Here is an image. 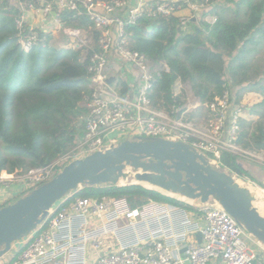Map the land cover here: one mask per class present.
I'll use <instances>...</instances> for the list:
<instances>
[{"label":"built area","instance_id":"2783aa9c","mask_svg":"<svg viewBox=\"0 0 264 264\" xmlns=\"http://www.w3.org/2000/svg\"><path fill=\"white\" fill-rule=\"evenodd\" d=\"M0 3L22 10L23 15L17 21L22 31L26 13L33 12L44 18L52 16L65 34L77 39L74 41L77 44L88 43L87 112L83 135L74 153L85 157L144 135L187 142L206 155L214 167L221 163L224 151L264 165V149H248L239 142L244 107L235 102L231 90L225 89L206 102L210 116L206 126L186 118L196 108L193 104L182 112L175 106L157 108L151 98L153 85L170 67L166 63L153 67L147 55L131 44L127 28L142 18L176 17L185 31L192 30L193 18L200 25H205L204 21L215 23L218 15L210 13L214 5L211 0H0ZM63 11L88 17L94 29L91 36L85 29L65 26L59 14ZM43 40L39 31L29 27L28 32L21 33L19 43L28 51ZM112 76L115 80L108 82ZM123 82L129 86L126 92H122ZM176 84L183 85L180 81ZM68 158L62 155L43 166L1 170L0 192L8 195L1 202L11 203L47 182ZM131 175L119 185L137 183L134 173ZM246 181L255 197L264 199V185L254 179ZM73 194L74 191L56 202L34 230L19 240L17 247L12 246L14 252L9 259L1 262L3 257L0 258V264H184L186 259L190 264H264V245L257 241L259 252L249 247V232L213 197L192 212L181 205L155 200L134 208L126 197L70 199ZM198 232L201 241L196 238ZM181 248H186V258L182 257Z\"/></svg>","mask_w":264,"mask_h":264},{"label":"trees","instance_id":"16d2710c","mask_svg":"<svg viewBox=\"0 0 264 264\" xmlns=\"http://www.w3.org/2000/svg\"><path fill=\"white\" fill-rule=\"evenodd\" d=\"M211 1L214 5L210 13H216L218 20L213 24L204 21L201 33L179 30L176 17L142 18L127 28L132 47L145 53L153 67L164 63L170 67L153 85L151 98L157 108L183 109V95L175 92L178 81L189 84L202 102L214 100L225 89L232 91L237 104L244 93H259L263 97L259 103L243 105L259 118L242 120L239 142L262 150L264 60L256 64L252 55L264 46V0ZM59 14L68 26L92 25L86 16L64 11ZM22 15L20 8L0 3V171L47 165L77 145L79 126L74 120L82 115L79 103L89 94L87 60L82 58L81 49L52 45L49 34L34 28L44 40L24 50L19 38L29 31V25L25 21L23 31L18 28ZM122 86V92H126L129 86L124 82ZM81 120L83 130V117ZM242 159L224 151L220 162L231 173L253 179ZM73 191L70 199L126 197L134 208L155 200L197 211L195 205L135 182L84 185Z\"/></svg>","mask_w":264,"mask_h":264},{"label":"water","instance_id":"95a60500","mask_svg":"<svg viewBox=\"0 0 264 264\" xmlns=\"http://www.w3.org/2000/svg\"><path fill=\"white\" fill-rule=\"evenodd\" d=\"M190 26L195 33L204 30L195 18ZM152 28L148 26L149 30ZM114 80L112 76L108 82ZM133 173L137 183L151 184L150 188L164 194H178L202 203L211 197L217 199L251 235L264 243V215L254 205L256 197L248 187L242 186L227 170L214 167L206 155L187 142L138 135L105 151L71 160L47 182L0 207V258L15 241L29 235L69 191L83 184L119 185L121 179ZM197 237L201 241V233ZM185 264H190L189 260Z\"/></svg>","mask_w":264,"mask_h":264},{"label":"rangeland","instance_id":"374dc122","mask_svg":"<svg viewBox=\"0 0 264 264\" xmlns=\"http://www.w3.org/2000/svg\"><path fill=\"white\" fill-rule=\"evenodd\" d=\"M28 13V12H27ZM26 13V15H28ZM30 14H32V16H33V14H35V13H30ZM34 18H36L37 20H34V22L36 23V22H38L36 25H39L40 24V22H41V24H43V25H45V27H50L51 29H53V28H56L57 30H59V32L58 33H56L55 34V36H52V38L50 39V43L52 42L53 44L52 45H55L56 46V44H60V43H63V42H65L64 41V38L65 39H68L69 40V43L70 44H72L73 43V41L75 40L74 38H71V37H68V35H66V34H64L63 32H60V26L57 24V23H55L54 22V19H53V17L52 16H49V17H47V18H44V17H42V16H40V15H36V17H35V15H34ZM44 19V20H43ZM200 25V24H199ZM40 26V25H39ZM65 26H67L66 24H65ZM200 26H202V28L203 29H205L204 27H205V25H200ZM192 29V28H191ZM91 31L89 32L88 31V35H89V37L91 36ZM74 39V40H73ZM70 44H69V46H70ZM87 44L88 43H82V46L85 48V50L87 49ZM84 50V51H85ZM252 58H253V61H254V63H256V64H260V63H263V60H264V46L262 47V49L260 50V52H258V53H256L255 55H252ZM183 85H177L176 84V87H175V92L177 93V94H179V93H181L182 95H183V101H184V107H183V109L182 108H178V110L180 111V112H182L186 107H190V104H193L194 106H196V108L195 109H193L192 110V112H189V114L188 115H186V118L188 119V120H190V121H192V122H194L196 125H201V126H206L208 123H209V120H210V116H209V112H208V109H207V107H206V102H202L199 98H197V97H195L194 95H193V92L191 91V87H190V85L189 84H185V83H182ZM113 86H117V81L116 82H114L113 83ZM236 89H237V87L235 88V92H236ZM247 93V92H246ZM88 94V93H87ZM87 94L85 95V101L84 100H82L79 104H80V106H81V112H82V115L84 114V111H86V96H87ZM245 94V93H244ZM259 94V93H258ZM263 99V97H261V100ZM244 100V98L242 97V99H241V101H243ZM260 101V100H259ZM242 103V105H246L247 107H251L252 105H255V104H257L256 102H254V101H250V102H246L247 104H243V102H241ZM259 103V102H258ZM178 112V111H177ZM81 115V116H82ZM80 116V118H75V120H74V123L77 125V126H79V128H78V132L79 133H77V136H79L78 138H79V140H78V138H77V141H80V139H81V135H82V117ZM259 118V116L258 115H254V114H251V113H249V110L248 109H246L245 110V107H244V120H246V121H255V120H257ZM82 126V127H81ZM78 145V144H77ZM77 145H75V146H73L67 153H65V154H62V155H67V156H69V158L61 165V167L62 166H65V164L68 162V161H70V160H72V159H75V158H77L78 156H80L79 158H81L82 156L78 153H74L75 152V148L77 147ZM246 148V147H245ZM249 149V148H248ZM77 154V155H76ZM62 155H60V156H62ZM60 156H58L56 159H58V158H60ZM55 159V160H56ZM242 163H243V165H244V167L245 168H247L248 170H249V172L251 173V175H252V178L255 180V182H257V183H259V184H263V183H261L260 182V180L258 179V177L256 176V174H255V172H254V170L257 168V167H262V164H260V163H258L257 161H255V160H253V159H249V158H246V157H244L242 160ZM216 168H220V170H227L229 173H231L230 172V170L228 169V168H226V167H222L221 166V163H218L217 165H216ZM130 171V170H129ZM256 171V170H255ZM233 176H235V178H237V181L242 185V186H246L248 183H247V181L246 180H252L251 178H248V177H239V176H237V174H234L233 172L231 173ZM242 182H245V183H242ZM119 184H120V182H119ZM125 185V184H124ZM264 185V184H263ZM146 186V185H145ZM84 187V184L83 185H81V186H79L77 189H82ZM148 187V186H147ZM76 189V190H77ZM253 191H255V192H257L258 193V191L257 190H255V189H252ZM31 191V190H30ZM30 191H28V192H30ZM28 192H25V193H23L22 195H20V196H18L17 198H14V199H12L10 202H14L15 200H17L18 198H20L21 196H23V195H25V194H27ZM73 191H70L69 192V194L70 193H72ZM164 194V193H163ZM0 195H1V192H0ZM165 195H171V196H173V197H176V199L177 198H179L178 200H182V201H184L185 200V198L184 197H179V196H177V195H175V194H172V193H170V194H165ZM260 198H262L261 196H260ZM4 203V204H3ZM3 203H1L2 204V207L4 206V205H6V204H8V203H5V202H3ZM190 203H193V202H190ZM0 204V205H1ZM258 208H259V211L262 213V215H264V211H262L261 209H260V206L259 205H257V204H255ZM20 244V241L19 240H17V241H15L14 243H13V247H17L18 245ZM248 245H249V247H251V248H253L254 250H259L260 248H259V246H258V244L255 242V240H253L252 238H250V239H248ZM14 252V249L13 250H11V251H9V252H7L4 256H3V258L1 259V262H5V261H7L8 259H9V257L11 256V254Z\"/></svg>","mask_w":264,"mask_h":264},{"label":"crops","instance_id":"0c3cea01","mask_svg":"<svg viewBox=\"0 0 264 264\" xmlns=\"http://www.w3.org/2000/svg\"><path fill=\"white\" fill-rule=\"evenodd\" d=\"M133 2H134V0H133ZM29 13V14H28ZM27 14L28 15H26V22H27V24L29 25V27H34V28H38V29H40V30H42L44 33H47V34H49L50 36H51V38H52V36H55V34L56 33H58L59 32V30H57L56 28H53V29H51L50 27H45V25H43V24H41V22H40V26L39 25H36L38 22H34V20H37L36 18H34V15H35V17H36V15L37 14H33V16H32V14H30V13H33V12H28ZM41 16V15H40ZM43 17V16H42ZM44 20V19H43ZM55 22V21H54ZM66 23V22H65ZM67 25V24H66ZM68 26V25H67ZM68 27H72V28H76V29H85V30H87V32L89 31H91L92 33L94 32V29L91 27V26H88V27H82V26H68ZM60 32H63L62 30H60ZM64 33V32H63ZM91 33V34H92ZM65 34V33H64ZM67 35V34H66ZM68 37H71V36H69L68 35ZM71 38H73V37H71ZM74 40V39H73ZM75 40H77V39H75ZM74 40V41H75ZM64 41L65 42H63V43H60V44H56V46H58V47H66V48H74V49H81V56H82V58L83 59H86V50H85V48L82 46V44L81 43H79V44H77L76 42H74L73 41V43L72 44H70L69 43V40L68 39H65L64 38ZM51 44H53L52 42H51ZM69 44H70V46H69ZM85 50V51H84ZM88 88H89V84H88ZM87 97H88V94H87V96H86V104H87ZM261 95L260 94H258L257 92H247V93H245L244 95H243V98H244V100L243 101H241V102H243V104H247L246 102H250V101H254V102H256V103H258V102H260L261 101ZM260 100V101H259ZM84 101H85V98H84ZM86 112L87 111H85L84 112V114H83V118L85 117V115H86ZM82 135H83V131H82ZM82 135H81V137H82ZM81 140V139H80ZM256 170V171H255ZM254 170V172H255V174H256V176L258 177V179L260 180V182L261 183H263L264 184V165H262V167H257L256 169ZM173 194V193H172ZM7 194L4 192V193H1V195H0V204L2 203L1 201H3V199H5V196H6ZM6 197H8V195L6 196ZM187 201H189V204H191V205H195V206H198V205H200L201 204V201L199 200V199H196L195 201H193V203H190L191 201L190 200H187ZM188 203V202H187ZM1 206V205H0ZM258 208V207H257ZM259 209V208H258ZM261 213V212H260ZM262 214V213H261ZM199 216V215H198ZM204 222V221H203ZM202 222V223H203ZM196 238H197V240H199L198 239V237H197V233H196ZM248 238L250 239V238H252L253 240H255V242L257 243V241H258V244H260L259 242H261V241H259L257 238H255L253 235H251L250 233H248ZM262 243V242H261ZM263 245H264V243H262ZM261 245V244H260ZM260 245H258L259 246V250H255V251H257V252H259V251H261V247H260ZM185 248H181V250H180V253H181V255H183V254H185V251L183 252V250H184ZM185 264V263H184Z\"/></svg>","mask_w":264,"mask_h":264},{"label":"bare ground","instance_id":"6f19581e","mask_svg":"<svg viewBox=\"0 0 264 264\" xmlns=\"http://www.w3.org/2000/svg\"><path fill=\"white\" fill-rule=\"evenodd\" d=\"M220 169V168H219ZM127 180H125V179H121V181H120V183H125ZM144 185H146V186H148V187H153V186H151V184H148V183H144ZM166 193H168V194H170L169 192H166ZM258 194V193H257ZM175 195H177V194H175ZM177 196H179V197H181L180 195H177ZM262 197V196H261ZM185 200H190V199H186L185 198ZM191 202H193V200H190ZM255 204H257V205H259L260 206V209L262 210V211H264V199L263 198H260L259 196H258V198H256V200H255Z\"/></svg>","mask_w":264,"mask_h":264}]
</instances>
